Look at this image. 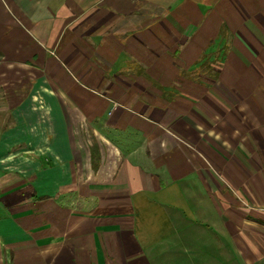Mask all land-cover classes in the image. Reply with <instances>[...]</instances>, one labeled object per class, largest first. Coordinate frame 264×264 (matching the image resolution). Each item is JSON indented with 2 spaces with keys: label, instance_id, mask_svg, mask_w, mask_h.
<instances>
[{
  "label": "crops",
  "instance_id": "crops-1",
  "mask_svg": "<svg viewBox=\"0 0 264 264\" xmlns=\"http://www.w3.org/2000/svg\"><path fill=\"white\" fill-rule=\"evenodd\" d=\"M0 264H264V0H0Z\"/></svg>",
  "mask_w": 264,
  "mask_h": 264
}]
</instances>
